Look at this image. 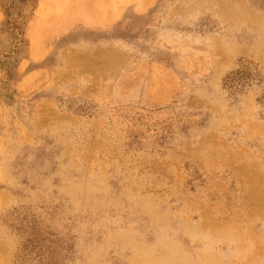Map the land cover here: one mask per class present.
<instances>
[{"label": "rangeland", "instance_id": "obj_1", "mask_svg": "<svg viewBox=\"0 0 264 264\" xmlns=\"http://www.w3.org/2000/svg\"><path fill=\"white\" fill-rule=\"evenodd\" d=\"M25 38L0 264H264V0H38Z\"/></svg>", "mask_w": 264, "mask_h": 264}, {"label": "trees", "instance_id": "obj_2", "mask_svg": "<svg viewBox=\"0 0 264 264\" xmlns=\"http://www.w3.org/2000/svg\"><path fill=\"white\" fill-rule=\"evenodd\" d=\"M38 4V0H16L4 5V30L11 32L15 40L14 50L0 55V99L6 98L12 100L14 91L12 83L18 78L17 63L20 60L22 51L28 48V40L25 38L26 27L34 9ZM31 7L33 11L26 16L25 8ZM228 85L230 87L240 85V78L228 77ZM6 92V94H2ZM46 252H42L45 255ZM44 264V263H43Z\"/></svg>", "mask_w": 264, "mask_h": 264}]
</instances>
